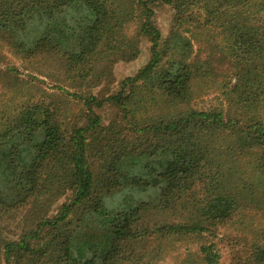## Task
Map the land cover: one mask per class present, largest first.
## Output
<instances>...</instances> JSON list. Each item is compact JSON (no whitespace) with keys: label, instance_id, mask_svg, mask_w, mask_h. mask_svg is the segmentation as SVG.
Masks as SVG:
<instances>
[{"label":"trees","instance_id":"16d2710c","mask_svg":"<svg viewBox=\"0 0 264 264\" xmlns=\"http://www.w3.org/2000/svg\"><path fill=\"white\" fill-rule=\"evenodd\" d=\"M141 37L147 64L93 95ZM2 64L0 264H161L180 244L172 264H219L224 230L251 235L234 264H264V0H0ZM219 64L235 82L205 107Z\"/></svg>","mask_w":264,"mask_h":264},{"label":"rangeland","instance_id":"374dc122","mask_svg":"<svg viewBox=\"0 0 264 264\" xmlns=\"http://www.w3.org/2000/svg\"><path fill=\"white\" fill-rule=\"evenodd\" d=\"M154 16L153 22L155 26L158 28L162 39L166 38L169 33L170 25L173 17L172 10L165 5H156L153 8ZM149 48L150 44L145 37H141L138 42V49L140 53L135 60L130 62H117L111 69L112 78L109 80V87H105V83L102 86L91 90L93 95H98L101 92V95L107 96V93L114 92L118 88V82L126 77L134 76L137 71L143 68L148 60H149ZM5 58L9 64L13 65L19 72V78L26 79L29 74H33L36 76L41 82L39 85L47 90H52V86L55 84L51 77H48L44 74H37L36 71L32 72L31 70H27L23 64V62L7 52H5ZM3 65V64H2ZM225 64H219L218 66H214L213 75L211 78V87L208 91H204L203 95L200 99L204 100L203 106H219L221 104H225L224 97L221 96L223 89L221 88V84L227 83V90L231 89L235 82V75L232 74L229 69L226 68ZM5 65L0 66V69H4ZM222 89V90H221ZM2 92V82L0 80V93ZM110 113H105L104 119L109 118ZM103 118V115H102ZM64 198L58 200L52 210L49 213V216L54 214L56 208L62 204ZM256 208H252V212L250 213L252 216L256 217L255 221L260 224V226H264V220L261 216H256ZM26 210H21L17 213L11 214L8 217H4L1 221V225L5 228V231L2 232L4 238L9 240L16 239L18 234L20 233L23 227L28 226V223L25 222L22 218L25 216ZM236 233L228 234L225 230L223 234L219 235L221 240H217V248L220 254V263L219 264H234L236 259L244 258L245 253L247 252V246H245L244 241H249L251 235H244V239L241 234L235 235ZM247 238V239H246ZM188 247H192L189 245ZM186 246L184 244H180L176 247L174 253L170 256L166 257L161 264H172L170 260L171 257L181 258L184 254Z\"/></svg>","mask_w":264,"mask_h":264}]
</instances>
